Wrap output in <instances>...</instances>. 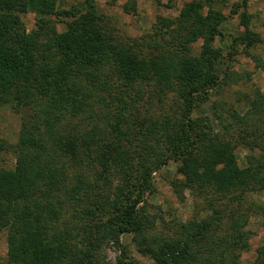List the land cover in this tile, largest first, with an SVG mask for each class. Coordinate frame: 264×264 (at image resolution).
<instances>
[{
	"label": "trees",
	"instance_id": "trees-1",
	"mask_svg": "<svg viewBox=\"0 0 264 264\" xmlns=\"http://www.w3.org/2000/svg\"><path fill=\"white\" fill-rule=\"evenodd\" d=\"M57 1L0 0V108L30 112L14 146L0 139V152L15 156L13 167L0 164V234L7 236L0 264H99L103 243L126 255L120 237L129 232L156 264H239L249 215L264 212L251 196L264 190V94L255 90L243 114L230 108L224 116L214 104L217 130L209 116H192L220 84L222 48L213 43L224 13L190 0L175 17L159 16L147 38L123 42L95 0L69 9ZM135 5L129 0L126 11ZM242 8L246 25V0ZM27 11L35 30L24 27ZM262 40L246 28L228 47L249 55ZM168 98L177 106L142 111ZM237 145L251 151L243 166ZM170 160L182 176L171 181L177 197L200 198L206 214L161 235L145 193ZM258 249L251 264H264V246Z\"/></svg>",
	"mask_w": 264,
	"mask_h": 264
},
{
	"label": "rangeland",
	"instance_id": "rangeland-1",
	"mask_svg": "<svg viewBox=\"0 0 264 264\" xmlns=\"http://www.w3.org/2000/svg\"><path fill=\"white\" fill-rule=\"evenodd\" d=\"M83 0H58L57 9H69L72 5H79ZM190 0H135L134 11H126L125 5L129 0H95L96 6L103 15L104 23L113 32L114 36L123 42H131L147 38L153 30L159 16L175 17L181 7ZM204 10L210 6L219 9L226 16V20L220 27L221 35L217 36L213 45L222 48L220 61L216 65V70L220 76V84L215 91H211L208 100L200 107L192 111V116H209L212 119L214 128L217 130L221 126L216 120L213 105L217 104V110L225 116L226 110L235 108L243 114L248 108L247 99L253 96L255 90L264 94V0H246V12L250 15L248 24H243L240 13L244 0H203ZM58 31L65 28V24L60 22L57 16L51 17ZM24 27L27 31L37 28L36 16L33 12L27 11L21 14ZM249 28L257 32L263 39L249 48L250 54L245 53L242 46H237L236 51H232L228 46L232 37L237 36L244 29ZM201 40L192 45L193 54H198ZM227 73V74H226ZM229 73V74H228ZM170 104L177 106L173 99L168 98L166 104L152 102L144 104L143 112L147 109L152 114H159L160 108ZM147 108V109H146ZM30 114L28 110H13L10 105L0 108V139L5 144L14 146L18 139L19 130L24 115ZM251 120L256 121L257 116ZM30 118V117H29ZM102 127V121H98ZM263 125V124H262ZM264 126V125H263ZM235 153L241 166L245 164V157L251 153L250 149L244 145H237ZM254 153L258 154L256 149ZM0 164L10 168L15 164V156L11 149L0 152ZM151 193H145L148 210L160 216L155 225V232L161 235L172 234L171 226L176 221H187L197 215L203 217L206 211L201 210L200 198L193 197L188 191L184 192V198L177 197L171 185V181L182 176L177 172V163L170 160L163 165L160 170L152 174ZM197 196V195H194ZM200 196V195H199ZM252 199L262 207L264 211V190L251 195ZM249 231V247L242 251L239 257V264H251L258 255V248L264 246V212L251 213L246 226ZM122 245L125 247L124 256L120 247L112 243H103L99 252V264H119L123 260L131 261L135 264H156L151 258L143 255L137 250L133 241L132 233H124L120 237ZM7 236L6 232L0 234V262H6Z\"/></svg>",
	"mask_w": 264,
	"mask_h": 264
}]
</instances>
